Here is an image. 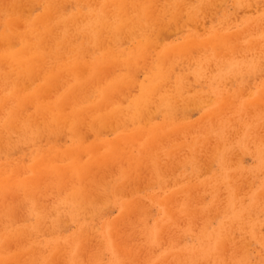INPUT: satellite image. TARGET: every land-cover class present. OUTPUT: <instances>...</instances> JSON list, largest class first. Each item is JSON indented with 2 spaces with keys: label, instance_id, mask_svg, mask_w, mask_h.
<instances>
[{
  "label": "rangeland",
  "instance_id": "obj_1",
  "mask_svg": "<svg viewBox=\"0 0 264 264\" xmlns=\"http://www.w3.org/2000/svg\"><path fill=\"white\" fill-rule=\"evenodd\" d=\"M29 1L0 0V262L264 264V0Z\"/></svg>",
  "mask_w": 264,
  "mask_h": 264
},
{
  "label": "bare ground",
  "instance_id": "obj_2",
  "mask_svg": "<svg viewBox=\"0 0 264 264\" xmlns=\"http://www.w3.org/2000/svg\"><path fill=\"white\" fill-rule=\"evenodd\" d=\"M35 1H36V0H35ZM54 1H56V0H54ZM64 1H65V0H63V2H64ZM67 1H69V0H67ZM180 1H181V0H180ZM91 2H92V0H91ZM93 2H94V1H93ZM160 2H161V1H160ZM29 3H31V2L28 0V4H29ZM148 3H149V2H148ZM3 4H4V3H3ZM69 4H70V3H69ZM92 4H93V3H92ZM95 4H96V3H95ZM130 4H131V3H130ZM141 4H142V3H141ZM145 4H146V3H145ZM161 4H162V3H161ZM167 4H168V3H167ZM187 4H188V3H187ZM8 5H9V4H7V6H8ZM98 5H99V4H98ZM212 5H213V4H212ZM214 5H215V4H214ZM32 6H33V5H32ZM67 6H68V5H67ZM67 6H66V8H67ZM72 6H73V5H72ZM156 6L158 7V5H156ZM246 6H247V5H246ZM33 7H34V6H33ZM33 7H32V8H33ZM70 7H71V4H70ZM113 7H114V6H113ZM113 7H112V8H113ZM219 7H220V6H219ZM24 8H25V6H24ZM34 8H35V7H34ZM161 8H163V7H161ZM164 8H165V6H164ZM25 9H26V8H25ZM63 9H64V8H63ZM67 9H68V8H67ZM79 9H80V8H79ZM184 9H187V8L184 7ZM210 9H212V8H210ZM30 10H32L31 7H30L29 11H30ZM65 10H66V9H65ZM132 10H133V9H132ZM155 10H156V9H155ZM176 10H177V9H176ZM187 10H188V9H187ZM208 10H209V9H207L206 11L209 12ZM213 10H214V7H213ZM26 11H27V10H24V12H26ZM29 11H28V12H29ZM159 11H160V10H159ZM182 11H183V10H182ZM211 11H212V10H210L209 13H212V12H213V11H212V12H211ZM28 12H26V15H27ZM65 12H66V11H65ZM67 12H68V11H67ZM63 13H64V12H63ZM159 13H161V12H159ZM28 14H30V13H28ZM129 14H130V13H129ZM154 14H155V13H154ZM162 14H163V13H162ZM162 14H160L161 17H162ZM206 14H207V13H206ZM23 15H24V14H23ZM123 15H124V14H123ZM127 15H128V14H127ZM160 15H159V16H160ZM163 15L165 16V18H164V16H163L162 19H163V18L166 19L167 16H168V14H167V15L163 14ZM185 15H186V14H185ZM207 15H208V14H207ZM207 15H204V17H207ZM209 15H210V14H209ZM29 16H30V15H29ZM112 16H113V15H112ZM154 16H155V15H154ZM157 16H158V15H157ZM183 17L185 18L184 15H183L181 18L184 19ZM191 17H192V16H191ZM200 17H201V16H200ZM204 17H203V18H204ZM27 18H28V16L26 17V19H27ZM150 18H152V17H150ZM159 18H160V17H159ZM89 19H90V18H89ZM132 19H133V18H132ZM156 19H157V18H156ZM87 20H88V19H87ZM184 20H185V19H184ZM164 21H165V20H164ZM199 21H200V20H199ZM43 22L46 23L45 20H44ZM151 22H152V21H151ZM161 22H162V21H161ZM165 22H166V21H165ZM180 22H181V21H180ZM200 22H201V21H200ZM200 22H199V24H200ZM44 23H43L42 25H44ZM155 23H156V21H155ZM160 24H161V23H160ZM180 24H182V23H180ZM195 24H196V23H195ZM199 24H198V25H199ZM201 24H202V23H201ZM17 25H20V24H17ZM126 25H127V24H126ZM136 25H137V24H136ZM178 25H179V23H178ZM178 25H177V26H178ZM193 25H194V24H193ZM137 26H138V25H137ZM141 26H142V25H140V27H141ZM169 26H170V25H169ZM181 26H182V25H181ZM187 26H188V25H187ZM18 27H19V26H18ZM20 27H21V26H20ZM37 27H38V25H37ZM40 27H41V26H40ZM108 27H109V26H108ZM130 27H131V26H130ZM133 27H134V26H133ZM179 27H180V25H179ZM179 27H178V28H179ZM24 28H25V27H24ZM105 28H106V27H105ZM143 28H144V27H143ZM196 28H197V27H196ZM169 29H170L171 31H173V33H170L171 35H173L175 32L178 33V31H180V29L178 30L177 28H175L174 30L177 29L178 31H175V32H174V30L171 28V26H170ZM183 29H184V26H183ZM133 30H134V29H133ZM138 30H139V29H138ZM170 30H168V31L170 32ZM23 31H24V30H23ZM139 31H140V30H139ZM112 32H113V31H112ZM164 32H165V31H164ZM180 32H181V31H180ZM130 33H131V32H130ZM133 33H136V31L134 30ZM165 33L167 34V32H165ZM165 33H161V36H162V34L164 35ZM107 34H108V33H107ZM111 34H112V33H111ZM139 34H140V33H139ZM141 34H142V33H141ZM166 34L164 35L165 37H166ZM120 35H122V33H121ZM130 35H132V34H130ZM134 35H135V34H134ZM153 35H155V33H154ZM168 35H169V34H168ZM111 36H112V35H111ZM124 36H125V35H124ZM161 36H160V37H161ZM232 36H233V35H232ZM126 37H127V36H126ZM130 37H131V36H130ZM137 37H138V35H137ZM162 37H163V36H162ZM165 37H164V38H165ZM169 37H170V35H169ZM109 38H111V37H109ZM158 38H159V37H158ZM111 39L114 40V38H111ZM128 39H129V38H128ZM128 39L125 38V40H128ZM130 39H131V38H130ZM153 40H154V39H153ZM114 41H116V39H115ZM121 41H122V40H121ZM157 41H158V40H157ZM159 41H160V40H159ZM226 41H227V40H226ZM236 41H237V40H236ZM71 42H72V41H71ZM116 42H117V41H116ZM123 42H124V41H123ZM233 42H235V41H233ZM113 43H114V42H113ZM225 43H226V42H225ZM13 44H14V43H13ZM120 44H121V43H120ZM160 44H161V43H160ZM187 44H188V43H187ZM187 44H186V45H187ZM113 45H114V44H113ZM2 46H3V44H2ZM4 46H5V45H4ZM11 46H12V45H11ZM103 46H104V45H103ZM110 46H111V44H110ZM208 46H209V44H208ZM219 46H220V45H219ZM155 48H156V47H155ZM192 48H193V47H192ZM197 48H198V47H197ZM197 48H196V50H198ZM199 48H201V47H199ZM113 49H114V48H113ZM166 49H167V48H166ZM223 49H224V48H223ZM9 50H11V49H9ZM170 50L172 51V48H171ZM192 50H193V49H192ZM199 50H200V49H199ZM113 51H114V50H113ZM194 51H195V50H194ZM175 52H176V51H175ZM175 52H174V53H175ZM195 52H196V51H195ZM215 52H216V51H215ZM171 53H172V52H170V54H171ZM222 53H223V52H222ZM1 54H2V53H1ZM175 54H176V55H181L182 53H175ZM187 54H188V53H187ZM187 54H186V56H187ZM189 54H190V53H189ZM189 54H188V56H189ZM196 54H197V53H196ZM229 54H230V53H229ZM4 55H5V54H4ZM163 55H164V54H163ZM227 55H228V54H227ZM227 55H226V57H227ZM153 56H155V55H153ZM174 56H175V55H174ZM194 56H195V55H194ZM222 56H223V55H222ZM6 57H7V56H6ZM146 57H147V56H146ZM148 57H149V56H148ZM184 57H185V56H184ZM184 57L181 56L182 61L185 60ZM215 57H216V55H215ZM0 58H1V57H0ZM3 58H4V56H3ZM165 58H166V57H165ZM165 58H161V59H159L160 61H159L158 63H160V62H163V63H164ZM177 58H178V56L176 57V60H177ZM188 58H189V57H188ZM190 58H191V54H190ZM190 58H189V59H190ZM7 59H8V58H7ZM38 59H39V58H38ZM41 59H42V58H41ZM178 59H180V58H178ZM168 60H169V58H167V61H168ZM171 60H172V59H171ZM176 60H175L173 63H175ZM19 61H20V60H19ZM128 61H129V60H128ZM180 61H181V60H180ZM8 62H9V61H7V64H8ZM154 62H156V61H153V63H150L149 65L152 64V66H153ZM171 62H172V61H171ZM171 62H170V63H171ZM10 63H11V62H10ZM104 63H105V62H104ZM120 63H121V62H120ZM158 63H156V66H153V67L156 68ZM167 63H168V62H167ZM112 64H113V63H112ZM106 65H107V64H106ZM110 65H111V64H110ZM110 65H109V66H110ZM132 65H133V64H132ZM147 65H148V64H147ZM171 65H173V64H171ZM162 66H163V64H162ZM166 66H168V64H166ZM166 66H164V67H166ZM176 66H177V65H176ZM6 67H7V66H6ZM100 67H101V66H99L98 68H100ZM102 67H103V66H102ZM105 67H106V66H104V68H105ZM164 67H163V68H164ZM48 68H49V67H48ZM98 68H97V69H98ZM118 68H120V67H118ZM121 68L123 69V67H121ZM126 68H127V67H126ZM130 68H132V67H130ZM144 68H145V67H144ZM150 68H152V67H150ZM155 68H152L151 70H154ZM163 68H162V70H163ZM170 68H171V67H170ZM105 69H106V68H105ZM140 69H141V68H140ZM167 69H168V68H167ZM171 69H172V68H171ZM6 70H7V68H6ZM6 70H5V71H6ZM8 70H9V69H8ZM10 70H11V69H10ZM124 70H125V69H124ZM129 70H130V69H129ZM149 70H150V69H149ZM101 71H102V70H101ZM119 71H120V70H119ZM144 71H145V70H144ZM144 71H142V73H143ZM165 71H166V70H165ZM8 72H9V71H8ZM86 72H87V71H86ZM106 72H107V71H106ZM117 72H118V71H117ZM122 72H123V70H122ZM125 72H126V71H125ZM152 72H153V71H152ZM13 73H14V72H13ZM13 73H12V74H13ZM84 73H85V71H84ZM84 73H83V71H82V75H83ZM3 74H5V73H3ZM87 74H88V73H87ZM108 74H109V73H108ZM123 74H124V73H122V75H123ZM85 75H86V74H85ZM122 75H121V76H122ZM169 75H170V73H169ZM171 75H172V74H171ZM171 75H170V77H171ZM34 76H35V75H34ZM41 76H42V75H41ZM118 76H119V75H118ZM160 77H161V76H160ZM162 77H163V76H162ZM13 78H14V77H13ZM56 80H57V82H58V79H56ZM168 80H169V79H168ZM99 81H100V80H99ZM102 81H103V80H102ZM106 82H107V81H106ZM98 83H99V82H98ZM136 83H137V82H136ZM138 83H139V81H138ZM32 84H33V83H32ZM32 84H31V85H32ZM0 85H1V84H0ZM169 86H170V85H169ZM27 87H29V85H28ZM27 87H26V88H27ZM48 87H50V86H48ZM149 87H150V86H149ZM174 87H176V86H174ZM21 88H22V87H21ZM112 89H113V88H112ZM164 89H165L164 87L161 88L160 86H157V84H156L155 86H151V87H150V90H153V91H157V90H158V91H161V92H163V93L165 92ZM4 90H5V89H4ZM16 90H17V89H16ZM45 90H46V89H45ZM58 90H59V89H58ZM177 90H178V89H177ZM20 91H21V90H20ZM125 91H126V90H125ZM120 92L122 93V90H121ZM126 92H127V91H126ZM19 93H20V92H19ZM48 93H49V92H48ZM93 93H94V92H93ZM115 93H116V92H115ZM168 93H169V92H168ZM91 95H92V94H91ZM155 95H156V94H155ZM165 95H166V93H165ZM165 95H162V97H163V98L167 97V96H165ZM0 96H1V95H0ZM17 96H18V95H17ZM19 96H20V95H19ZM74 96H75V95H74ZM50 97H51V96H50ZM75 97H76V96H75ZM89 97H90V96H88V99H87V100H89ZM43 98H44V97H43ZM115 98H116V97H115ZM138 98H139V95H138ZM167 98H168V97H167ZM171 99H172V98H171ZM194 99H195V98H194ZM14 100H15V99H14ZM45 100H46V98H45ZM150 100H151V99H150ZM181 100L184 101V98L181 99ZM175 101H176V100H175ZM177 101H178V100H177ZM12 102H13V101H12ZM33 102H34V101H33ZM169 103H170V102H169ZM177 103H178V102H176V104H177ZM187 103H188V102H187ZM190 103H191V102H190ZM67 104H68V103H67ZM174 104H175V103H174ZM6 105H7V104H6ZM30 105H31V104H30ZM32 105H33V104H32ZM68 105H69V104H68ZM68 105H66V106H68ZM140 105H142V104H140ZM195 105H196V104H195ZM182 106H183V105H182ZM187 106H188V105H187ZM193 106H194V104H193ZM4 107H5V106H4ZM7 107H8V105H7ZM15 107H16V106H15ZM33 107H34V106H33ZM64 107H65V106H64ZM0 108H1V107H0ZM62 108H63V107H62ZM138 108H139V107H138ZM143 108H144V106H143ZM4 109H5V108H4ZM28 109H29V108H28ZM44 109H45V108H43V111H46V110H44ZM69 109H70V108H69ZM146 109H147V108H146ZM51 110H52V109H51ZM51 110L49 109V112H50ZM63 110H64V108H63ZM66 110H67V109H66ZM66 110H64V111L66 112ZM138 110H139V109H138ZM152 110H153V109H152ZM190 110H191V109H190ZM1 111L3 112V110H1ZM7 111H9V110L6 109L5 113H6ZM103 111H104V108H103ZM103 111H102V112H103ZM191 111H192V110H191ZM16 112H17V113H16ZM16 112H15V115L18 114L19 109H18ZM157 112H158V111H157ZM46 113H48V112H46ZM3 114H4V113H3ZM3 114H2V115H3ZM19 114H20V113H19ZM68 114H69V113H68ZM68 114H67V115H68ZM149 114H150V113H149ZM153 114H154V113H153ZM185 114H186V113H185ZM0 115H1V114H0ZM4 115H6V114H4ZM126 115H127V114H126ZM21 116H22V115H21ZM123 116H124V115H123ZM14 117H16V116H14ZM19 117H20V115H19ZM17 118H18V117H17ZM151 118H152V117H151ZM15 119H16V118H15ZM21 119H22V117H21ZM63 119H64V118H63ZM63 119H61V120H63ZM69 119H70V118H69ZM212 119H213V118H212ZM79 120H80V119H79ZM18 121H20V120H18ZM32 121H33V120H32ZM40 121H41V120H40ZM125 121H126V120H125ZM15 122H16V121H15ZM21 122H23V121H21ZM71 122H72V121H71ZM35 123H36V122H35ZM35 123H34V122H31V124H34V125H35ZM66 124H69V123H66ZM20 126H21V125H20ZM180 128H181V127H180ZM17 129H19V128H17ZM22 130H23V129H22ZM35 132H36V131H35ZM78 133H79V132H78ZM3 134H4V133H3ZM33 134H34V133H33ZM33 134H32V135H33ZM62 136H63V135H62ZM43 137H44V136H43ZM85 137H86V136H85ZM50 138H51V137H50ZM0 140H1V139H0ZM13 141H14V140H13ZM2 143H3V142H2ZM17 144H18V143H17ZM4 146H5V145H4ZM0 147H1V146H0ZM4 148H5V147H4ZM7 154H9V153H7ZM11 154H12V153H11ZM62 167H63V166H62ZM6 170H7V169H6ZM74 170H76V169H74ZM69 171H70V170H69ZM78 178H79V177H78ZM8 179H9V178H8ZM0 183H1V182H0ZM70 184H71V183H70ZM28 203H29V202H28ZM94 208H95V207H94ZM0 209H1V208H0ZM20 216H21V215H20ZM93 219H94V218H93ZM22 222H23V220H22ZM45 229H46V228H45ZM112 233H113V232H112ZM22 237H23V236H22ZM112 237H113V235H112ZM20 239H23V238H20ZM25 244H26V243H25ZM114 245H115V244H114ZM18 248H19V247H18ZM18 248H17V249H18ZM115 248H116V247H115ZM71 254H72V253H71ZM121 254H122V253H121ZM74 260H76V259H74ZM0 264H8V263L2 261V262H0Z\"/></svg>",
  "mask_w": 264,
  "mask_h": 264
}]
</instances>
